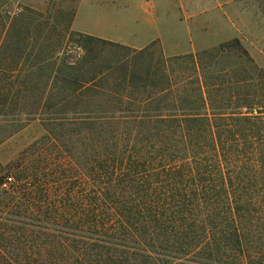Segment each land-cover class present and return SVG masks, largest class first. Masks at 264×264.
<instances>
[{
  "label": "trees",
  "instance_id": "16d2710c",
  "mask_svg": "<svg viewBox=\"0 0 264 264\" xmlns=\"http://www.w3.org/2000/svg\"><path fill=\"white\" fill-rule=\"evenodd\" d=\"M10 5L0 0V144L39 118L91 133H45L0 164V264H264V73L244 51L250 71L219 68L239 40L155 61L154 45L67 26L80 51L67 62L41 14ZM107 46L127 54L83 71Z\"/></svg>",
  "mask_w": 264,
  "mask_h": 264
},
{
  "label": "rangeland",
  "instance_id": "374dc122",
  "mask_svg": "<svg viewBox=\"0 0 264 264\" xmlns=\"http://www.w3.org/2000/svg\"><path fill=\"white\" fill-rule=\"evenodd\" d=\"M6 1L11 3L9 11L13 12L18 3L21 6L28 7L40 13L43 17L40 19V22L44 35L47 34V36H51L52 41L54 38H60L62 40L61 45L66 48L68 53L71 52L70 54H66L67 57L65 55L67 62L73 61L77 56L75 54H80L79 50L73 48L75 45V37L71 40H68L67 37L64 38L65 28L68 26V31L72 33H80L82 35H89L87 33L89 32V28L92 31L99 29L107 40L114 41V43L117 42V44L120 45L125 44L128 47L132 46L136 48L143 46L144 48H147L154 45L152 50L154 54L153 59L155 61L156 57L160 54L159 49L163 52L165 57H172L169 56V54L179 52H185L187 54L176 57H184L205 51H207L208 54L214 55L220 45L238 39L241 48L235 50L232 48L228 49L226 55L228 60L227 62H224L225 64H221L219 68L227 66L234 71H237L236 69L238 68H244L245 65L239 63L237 59L239 53L244 51L254 61L256 66L254 67V70L264 73V0H234L228 7L224 8V6H222L221 8H223V10H220V12L224 13V16H227L228 21H230L227 25L195 26L193 23L196 18H187L184 20L185 22H183V26L180 30L176 31L170 26L173 22L172 17H170L171 11L169 18H166L160 10V6L167 3V1L164 0H151V7L147 6L145 9L141 8L140 10H136L132 6L125 8L121 0ZM171 2H173V0H170V3ZM214 12L217 13L212 7H205L199 17L206 18L209 21V18L212 17ZM131 18L133 21L135 19V22L130 25L129 19ZM42 21L44 24H48V27H44ZM156 22L167 26L166 35H163L166 41L164 47L157 42L148 44V41L153 36L150 31V25ZM53 26L59 30V34L56 32H48ZM126 54V51H120L111 47L109 48V46H107L105 50L98 48L97 51H94L90 55V57L93 59L96 57V59H99V62L95 66L86 65V67L83 68V71L91 70L93 68H105L109 61L113 62L115 59L124 58ZM173 67L177 68L176 65ZM245 68V70L249 71L251 69L248 65L245 66ZM185 72L186 74L184 76L188 77L193 73L188 70ZM174 76H176V78H174L176 83L180 82L179 77L181 75L175 74L172 77ZM187 82H190L186 84L188 87H193V79ZM86 113L87 111L85 109L78 111L73 118L83 120L84 122L89 116L86 115ZM50 116V113H48L45 115V118L50 120L53 117ZM40 120L41 118L31 122L28 126L18 132L19 134L0 144L1 165H5L14 153L45 133H91L89 128H82L84 125L79 124L82 122L65 124L63 126L56 123L54 125V130H52V128L48 127L49 125L46 123L42 124Z\"/></svg>",
  "mask_w": 264,
  "mask_h": 264
},
{
  "label": "crops",
  "instance_id": "0c3cea01",
  "mask_svg": "<svg viewBox=\"0 0 264 264\" xmlns=\"http://www.w3.org/2000/svg\"><path fill=\"white\" fill-rule=\"evenodd\" d=\"M164 1H167V3L160 6V10L166 18H169L170 11H171L170 17H172L173 22L171 24L170 23L169 24L176 31V30H180V28L183 26L182 25L183 22H185L184 20L187 18H196V20L193 23V25H195V26L227 25V24H229L230 21H228V17L227 16L225 17L224 13H221L220 10H223V8H221L222 6H224V8L228 7L229 4L231 2H233L234 0H173V2H171V3H170V0H164ZM121 2L124 4L125 8L132 6L136 10H140L141 8L145 9L147 6L151 7V0H121ZM205 7H212V9L214 11L215 10L217 11V13L214 12L212 17L209 18V21L206 18L199 17V16H201L202 11ZM134 22H135V19H134V21L132 18L129 19L130 25L133 24ZM150 27H151L150 31L152 32L151 34L153 36L148 41V44H150V43L152 44L154 42H157L162 47H164V45H165L164 43H166L164 36L166 35V32H167V26L161 25L160 23L156 22V23H153L152 25H150ZM87 33L89 35L95 37V38L114 43V41L107 40L106 38H104L102 31L100 32L99 29L98 30L95 29L92 31L89 28V32H87ZM122 45L127 46L125 44H122ZM130 48L142 49L144 47L139 46V47L134 48L131 46ZM186 54L187 53H185V52L184 53L179 52V53H175V54H173V53L169 54V56H181V55H186Z\"/></svg>",
  "mask_w": 264,
  "mask_h": 264
}]
</instances>
